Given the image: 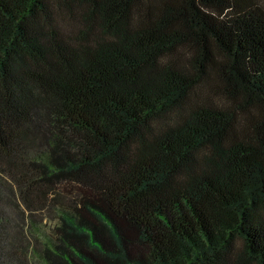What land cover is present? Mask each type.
<instances>
[{
    "label": "trees",
    "instance_id": "16d2710c",
    "mask_svg": "<svg viewBox=\"0 0 264 264\" xmlns=\"http://www.w3.org/2000/svg\"><path fill=\"white\" fill-rule=\"evenodd\" d=\"M0 264H264L260 0H0Z\"/></svg>",
    "mask_w": 264,
    "mask_h": 264
},
{
    "label": "rangeland",
    "instance_id": "374dc122",
    "mask_svg": "<svg viewBox=\"0 0 264 264\" xmlns=\"http://www.w3.org/2000/svg\"><path fill=\"white\" fill-rule=\"evenodd\" d=\"M262 5L264 6V0H260ZM212 90V91H211ZM210 96L212 98H217V100H219V93L217 92L216 89H210ZM5 180H9V176H2ZM51 226V222L50 221H46V227L50 230V227Z\"/></svg>",
    "mask_w": 264,
    "mask_h": 264
}]
</instances>
